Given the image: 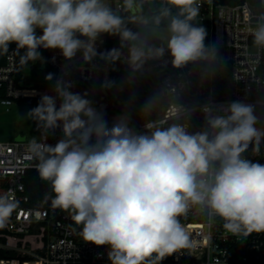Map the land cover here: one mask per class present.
I'll list each match as a JSON object with an SVG mask.
<instances>
[{"label": "clouds", "instance_id": "9594fccd", "mask_svg": "<svg viewBox=\"0 0 264 264\" xmlns=\"http://www.w3.org/2000/svg\"><path fill=\"white\" fill-rule=\"evenodd\" d=\"M122 7L131 11L137 0H122ZM198 15L197 0H164L157 15L138 18L134 29L106 0H0V54L14 43L21 65L42 60L41 48L59 50L66 60L81 53L91 62L96 41L107 34L119 37L120 48L100 58L109 63L123 59L129 86L149 62L166 54L177 69L203 62L208 70L202 78L208 80L218 48L205 44L206 28L193 23ZM165 20L166 40L157 43L142 31L152 33L149 23L159 28ZM249 33L253 46L264 49V18ZM114 84L106 79L102 87ZM73 86L56 79L55 96L42 95L26 114L44 131L43 140L33 138L27 150L37 161L40 180L51 186L52 206L82 226L79 235L85 242L109 245L111 264H157L188 247L181 218L193 210L206 214L209 222L219 218L232 235L264 232V164L244 156L250 146L253 156L264 146V126L257 127L264 121L255 105L240 100L175 104L167 119H152L160 98L154 92L141 107L139 131L131 126L128 111L109 125L87 93L70 91ZM197 110L204 126L192 132L189 122ZM58 128L63 138L54 146L46 143V135ZM17 206L18 201L0 195V227Z\"/></svg>", "mask_w": 264, "mask_h": 264}, {"label": "built area", "instance_id": "2783aa9c", "mask_svg": "<svg viewBox=\"0 0 264 264\" xmlns=\"http://www.w3.org/2000/svg\"><path fill=\"white\" fill-rule=\"evenodd\" d=\"M106 2L118 9L119 14L125 10L122 0ZM197 5L203 16L201 20L205 21L201 26L211 32L209 44H215L218 48L215 62L223 60L230 66L227 95L219 96L224 93V89L216 83L215 62L210 66L213 77L205 80L202 76L208 67L203 62L190 63L177 69L171 65V58L166 54L161 61L149 62L143 75L138 74L137 78V81H151L160 93L157 110L152 119L157 116L167 119L175 104L202 105L209 100L216 104L240 100L256 107L264 106V49L253 46L249 33L250 27H255L264 18V0L261 7L250 0L235 4L197 0ZM133 10L127 11L136 13L139 9L135 7L136 12ZM206 16L209 18L205 20ZM37 34H40L39 30ZM106 43L107 37L104 34L96 41L97 56L91 62H85L81 53H77L72 60H66L59 50H51L49 64L53 79L48 85L39 87H26L19 83L20 56L15 53L16 45L10 44L9 52L0 54V104L9 109L18 98L40 99L44 94L55 96V81L62 78L73 83L70 91L82 95L87 93L86 98L92 101L94 108L105 113V119L111 125L113 119L122 114V110L114 95V86L111 95L109 88L102 85L106 79L115 82L119 68L128 70V66L123 59L109 63L100 58L99 54ZM23 51L20 50V54ZM122 52L126 55L127 51ZM41 55L43 65L38 67L46 76V55L43 52ZM25 68L22 71L24 75ZM125 76H128V72H125ZM59 103L58 100L57 106ZM131 121V126L143 131L142 120L131 117ZM189 125L190 131H199L204 126L203 113L197 110ZM43 134V129H40L37 140L42 141ZM62 138L63 133L58 128L46 135V143L54 146ZM29 142L26 138L0 141V195H8L18 201L17 208L1 228L15 237H22L31 234L33 227L42 222L46 224L48 239L45 255L34 254L36 260L22 263L18 260L16 263L111 264L108 258L109 245L97 246L85 242L79 235L82 226L77 227L68 212L52 206L53 194L49 183L40 180L44 188L33 196L28 184L29 172L36 170L37 161L32 159L27 150ZM244 156L253 162L264 164V146L261 147L260 155H251L250 146ZM46 194L48 199H45ZM34 200L37 203L34 204ZM181 223L189 237V246L165 257L157 264H264V232H253L246 237L232 235L225 231L222 220L217 218L209 222L206 214L197 213L195 210L182 217ZM12 245L0 241V248L10 249ZM10 261L0 260V264Z\"/></svg>", "mask_w": 264, "mask_h": 264}, {"label": "rangeland", "instance_id": "374dc122", "mask_svg": "<svg viewBox=\"0 0 264 264\" xmlns=\"http://www.w3.org/2000/svg\"><path fill=\"white\" fill-rule=\"evenodd\" d=\"M164 5V0H150L149 9L144 17V19L150 20L152 17L157 15L162 6ZM133 12H136L135 8ZM175 12V9H173ZM202 14L199 9V15L193 21L194 24L201 25L205 21H202ZM209 16L205 17V20ZM167 21L165 20L159 28H154L153 25L149 23L148 28L152 29V33H148L146 29L145 34L152 35L155 42L159 43L160 39L166 40L168 32L166 29ZM154 33V35H153ZM107 39H109L111 44L118 45L120 43L118 36H109L105 34ZM211 32L207 31V37L205 44L210 43ZM159 38V39H157ZM125 72H128L126 68L120 67L119 74L115 77L114 84V95H116L119 105L121 107L122 113L128 111L131 117L136 120H141V107L144 101L153 95L154 92H158L156 85L148 80L137 81L135 85L129 86L125 83L127 76ZM45 76L38 66H28L25 68V78L23 85L26 87H39L44 86ZM128 97H132L133 100H128ZM140 98V100H139ZM40 99L33 97L28 98H18L14 100V103L9 106L0 104V141H9L15 139L18 135L25 136L28 141L33 138L39 137L40 129L37 127L35 121H32L26 114L34 107L37 106ZM38 244V238L31 234L22 236L19 238L18 244H13L10 249L14 255H34L36 254L35 247ZM18 260H11L8 263L3 264H17ZM19 262V261H18ZM20 264V263H19ZM29 264H38L36 262H29Z\"/></svg>", "mask_w": 264, "mask_h": 264}, {"label": "trees", "instance_id": "16d2710c", "mask_svg": "<svg viewBox=\"0 0 264 264\" xmlns=\"http://www.w3.org/2000/svg\"><path fill=\"white\" fill-rule=\"evenodd\" d=\"M244 0H214L215 3H238L242 2ZM253 4H256L258 6H262L263 0H250ZM150 6V0H137V7L138 11L136 13H129L127 10H124L120 13L121 16L125 17L126 20L132 21L129 23V27H132L136 29L138 27L137 23L135 21L138 20V18H144L148 9ZM110 40L107 39L106 46L101 49V53L107 52L113 48H120V43L118 45L111 44L109 42ZM40 52H43L46 55L45 59V67H46V76L48 74H52V69L49 64V56H50V51L51 50H46V49H39ZM121 51H127L126 49H121ZM39 66L41 67L43 65V61H37L35 63L29 62L27 65H21L20 63V70L18 73V81L20 84L23 83L25 75L23 74V69L28 66ZM215 79L216 83L221 89H224V93L219 94V96H225L227 95V88H229L230 85V66L223 60H218L215 62ZM45 76V77H46ZM49 80H44V85L49 84ZM98 87L100 88V83H97ZM40 86V85H36ZM111 95H112V87L109 88ZM226 90V92H225ZM128 100L132 101V97H128ZM256 114L261 117L262 121H264V106H257L256 107ZM264 126V124L257 125V127ZM29 186H31V190L33 192V196L35 192L41 191L44 186L43 183L40 181L38 177V173L36 170H32L29 172V181H28ZM33 203H37V201H33ZM31 235L36 236L38 238V244L35 247L36 254L43 256L45 255L46 252V245H47V239H48V232L46 228L45 223H38L33 227V230L31 232ZM19 236L15 237L6 230L2 229L0 227V241L6 244H18L19 243ZM19 260L21 263L25 261H33L36 260V257L34 255H14L11 249H3L0 248V260ZM88 264V263H87Z\"/></svg>", "mask_w": 264, "mask_h": 264}, {"label": "water", "instance_id": "95a60500", "mask_svg": "<svg viewBox=\"0 0 264 264\" xmlns=\"http://www.w3.org/2000/svg\"><path fill=\"white\" fill-rule=\"evenodd\" d=\"M26 137L22 135H18L15 139L16 140H24Z\"/></svg>", "mask_w": 264, "mask_h": 264}]
</instances>
